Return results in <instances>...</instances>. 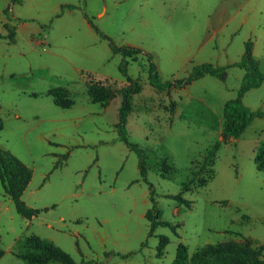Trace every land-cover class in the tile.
Instances as JSON below:
<instances>
[{"label":"rangeland","instance_id":"obj_1","mask_svg":"<svg viewBox=\"0 0 264 264\" xmlns=\"http://www.w3.org/2000/svg\"><path fill=\"white\" fill-rule=\"evenodd\" d=\"M62 4L76 8L61 11ZM83 12L116 45L150 53L162 80L186 78L195 64L234 63L247 40L264 74V0H0V34L5 21L16 30L13 43L0 39V147L30 169L21 199L39 209L30 219L17 213L0 183V264H27L17 254L32 234L76 264H172L179 243L189 255L207 243H264V119L237 139L220 136L223 105L244 70L230 66L160 92L147 81L146 56L129 60L127 74L140 89L130 97L126 130L146 153L144 181L115 128L127 85L122 57ZM91 83L106 105L90 100ZM56 86L69 92L68 108L47 95ZM242 102L264 111V78ZM153 204L173 227L150 233L145 212ZM159 235L168 238L162 256Z\"/></svg>","mask_w":264,"mask_h":264},{"label":"trees","instance_id":"obj_2","mask_svg":"<svg viewBox=\"0 0 264 264\" xmlns=\"http://www.w3.org/2000/svg\"><path fill=\"white\" fill-rule=\"evenodd\" d=\"M21 0H12L14 2H20ZM76 8L75 5L62 4L60 10ZM4 14L9 15L8 9H4ZM87 23L95 31V33L101 38L107 41L110 51L113 54H120L122 59L118 65V69L122 75L126 78L127 85L122 89V99L118 110V119L115 123V128L118 133L119 139L137 155V167L140 177L146 181L147 163L146 153L137 143L128 139L126 130L127 115L130 111V97L132 94L137 93L140 89L139 83L136 79H132L127 74V65L129 60H135L138 54L146 56L147 60V81L157 91H167L171 87L183 88L191 83L193 80L199 79L204 75L219 76L227 67L236 66L244 70L242 82L238 88L236 96L227 100L223 105V125L221 131V139H237L250 122L255 118L264 119V111L251 110L243 104L242 98L250 89L257 88L261 85L264 74L259 68L258 61L252 55V42L247 40L244 43V51L240 59L234 63L225 66H215L211 63H200L192 66L189 75L186 78L174 79V80H162L156 65L152 61V55L143 51L139 47L129 45H116L113 40L103 33L92 21V19L83 12ZM15 21H20V18L13 17ZM4 34H0V39H4L7 43H13L16 37L15 24L8 21L3 22ZM102 88L99 84L91 83L87 85V93L91 101L101 102L106 105V99L102 98ZM47 95L52 98L55 105L68 108L73 103V100L69 97L67 90H62L61 86H56L48 89ZM3 128V121L0 118V130ZM220 141H216L212 149L207 153L203 159V165L211 157L213 152L218 148ZM259 159L256 155L254 162L258 170H262L263 166L258 163ZM57 166V163L54 164ZM31 178L30 169L9 150L0 147V183L4 192L11 198L14 208L17 213L21 214L25 218L30 219L32 216L39 212V209L32 208L25 204L21 199L23 191L25 190L28 182ZM152 201L153 193L150 195ZM175 198L181 202L189 204L188 200L180 197L179 193L175 195ZM145 218L150 225V233H152L157 225L173 227L169 221L160 219V212L152 205L145 212ZM159 241L157 246V255L162 256L163 250L168 242V238L165 235H159ZM23 246L26 251L18 253V257L23 259L27 264H45L51 260H56L61 264H76L70 255L56 246L52 241L37 236L35 234L26 236L23 239ZM264 252V243L259 244L257 248L251 247L247 241L246 243L236 241H226L220 243H207L196 248L192 254H188L187 246L183 243H179L175 257L172 264H264V259L260 257ZM4 251L0 247V258Z\"/></svg>","mask_w":264,"mask_h":264}]
</instances>
